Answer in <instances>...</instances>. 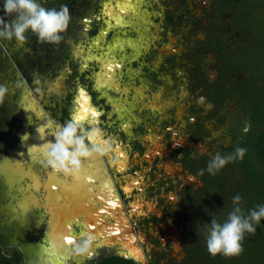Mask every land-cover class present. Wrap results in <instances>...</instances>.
Listing matches in <instances>:
<instances>
[{
    "label": "flooded vegetation",
    "instance_id": "obj_1",
    "mask_svg": "<svg viewBox=\"0 0 264 264\" xmlns=\"http://www.w3.org/2000/svg\"><path fill=\"white\" fill-rule=\"evenodd\" d=\"M106 1L108 2L107 9L112 8L114 12L112 16L106 14L107 18L111 20L110 24H112L116 22L115 17L120 16L123 20L129 17L125 13L120 14L121 7L125 5L132 6L135 0H41V3L46 8L56 9L67 5L71 19L74 14L85 15L88 10L98 12L100 9H105L104 3ZM210 1L212 11L207 14L205 21L200 23L205 38L197 40L193 45V49H190V47L188 49L191 66L187 69V90L192 95H197L200 91L202 92V96L206 98L213 108L209 118L218 116L220 111H222L223 115L218 118V121L232 123L229 133L232 137L231 144L229 146L221 144L218 148V152L222 155H229L234 154L237 147L245 148L250 133L254 128L252 116L246 110V105L249 102L248 94L246 93L249 84L247 60L250 57L249 52L245 51V47L246 43L250 41L249 39L257 24L256 20H258L259 15H252V13L249 15L246 9L235 0ZM175 2L176 8L174 10L167 7L163 11L162 27L165 30L164 34H167L169 31L177 33L178 28L184 21L183 14L177 15L176 10L178 11L182 7L185 8L186 0H175ZM0 9H2V5H0ZM3 15L4 13L0 11V16ZM6 19L9 18L6 17ZM101 32V28L96 25L91 31L86 32L82 38L74 36L76 40L85 42V39H91L92 36H96ZM228 37L231 39L229 42L227 40ZM105 45L108 47V43H105ZM50 46L51 44L39 41L31 32L27 33V41L23 46L18 45L15 40L0 41V86L6 89L9 86L11 91L13 90L15 110L23 108L28 103H34V105L38 103L35 106L36 111L26 114L30 116L33 122L31 127H35L36 131L40 129L39 134L43 136L42 142L39 141L41 144L34 150L35 153H40V156L44 150L43 144H46L48 141L55 142L53 134L59 130V126L66 124L70 120H75L74 114L79 106L77 101L80 93L79 89H82L89 96V101L92 103V96H94L93 87L98 80L100 81V78L104 77L107 71V67L102 69V62H99L93 72L94 77L90 78L91 84L88 86L82 83L81 88L76 85L74 89H70L58 110L57 107L46 103L42 99L39 88L33 84V81L43 79V77L39 76V70H41V73L49 70L50 58L48 49ZM24 47H33L36 55L40 56V61L35 62L31 56L24 58ZM203 56H213L216 60V76L212 79L206 75L202 68L201 60L204 58ZM110 82L107 80L106 83ZM258 85L263 86L262 82H258ZM6 95L5 93L4 99L0 98V264H41L42 255H73L72 251L63 252L65 247L62 246L63 244L59 240H55V228H68L70 232H73V237L69 231L67 234L71 238H74L73 240H77L76 238L82 236L83 233H89L85 225L86 220L80 218L74 221L71 226L68 225V222H64V225L61 226V220H54V217L59 213L58 208L68 204L69 201L64 197L54 207L49 197V191L52 186L50 182L51 176H54L55 180H63V186L65 184L70 185L73 182V176L54 172L47 167L42 171L36 168L35 176L39 180L40 185V188L36 190V194L41 202L40 206L32 208L33 211H31L22 205L20 194L8 207V201L11 200L12 196L9 200H6L3 194L5 191L11 190L10 188L13 187V183H16L18 179L15 175L8 172L6 164H9V170L10 168L13 170L17 168L21 161V149L19 148L22 137L19 136V130L12 129V135L10 134L9 136H13V139L10 138L9 144H5L6 140L3 139V135L6 132L5 128L7 127L5 114L8 104ZM198 98H200L199 95ZM197 100L187 110V112L195 116L196 120V123L190 130V134L192 136L204 137L207 135V131L204 130L201 121L200 114L202 108L199 106ZM80 105L82 106L81 103ZM86 129H90V127ZM123 136L126 135L123 133ZM170 137L169 134L165 135L164 141L172 148L174 145ZM34 142H36V139H34ZM133 147L134 150H137L141 154L145 150L139 139L133 142ZM177 150L181 154V157H178L174 153L171 154L169 160L175 162V165L178 163V166L182 169V173L191 178L193 183H186V186L182 187L180 185L178 188L182 189L179 193L180 206L181 208H188V212L184 213L172 209L169 214V216L172 215L173 222L177 225L178 229L182 228L184 230L181 247L185 258L182 262L170 259L168 260V264H253L244 255L247 247L246 243L252 239L251 234L246 235L243 242L244 252L238 257L228 258L221 255L213 257L208 253L205 243V224L210 222L212 217L223 222L227 218L231 208H233V203L230 204L228 202L232 201L233 196L238 191L241 190L242 192L246 187L247 177L244 174L245 168H243L245 158L234 159L215 175H211L206 171L207 164L212 159L208 155L195 158L192 154V147L181 146ZM251 158L254 163L262 167L263 164L260 157L253 156ZM95 159L97 160L92 161ZM95 162H99L98 164L102 168L101 174L103 173L102 176L105 180L110 182L115 199L119 201L122 208L121 215L128 221V230L121 231L120 236L129 238L130 235H134L138 241V233L141 232L145 235L147 241L149 240L153 245L160 246L162 244L161 238L152 237L149 232L150 225L152 223L159 224V219L153 216L137 219L136 216L133 217L131 215L133 204L144 205L145 203L142 198L136 197L137 190L130 188L133 178L126 177L127 173H121L119 174L121 180L116 182L110 172L111 169L116 170V167H112L111 162L108 165L103 156H94L84 161L82 169L85 167V169L87 168V170L94 172L96 168L92 167L95 166ZM200 169H205L203 175H200ZM91 185L97 188L101 187L102 183L100 180H94ZM128 187L129 190L126 189ZM96 188L94 190L98 194L100 189ZM15 190L19 193L18 189L15 188ZM153 192V188H149L147 190V197L153 195ZM97 196L99 199V194ZM245 203L246 200L242 198V208H245ZM101 205V202L98 201L97 208H100ZM82 216L85 217L83 214ZM29 217L30 219H28ZM34 217L37 218L38 225L33 224L32 219ZM104 223L112 227L117 223V220L115 217L110 216L105 218ZM167 232L165 231L164 235ZM76 233L77 236L75 235ZM136 245H138V242H136ZM167 247L172 249L170 243ZM129 251L130 249L122 241L107 245L102 237H95L92 258L84 259L81 264H162V258L166 257L165 253L153 250V255L151 256L145 252L146 255H143L144 259L142 260L137 258L138 255L129 254ZM50 260L52 259L50 258ZM235 260L236 262H234Z\"/></svg>",
    "mask_w": 264,
    "mask_h": 264
},
{
    "label": "rangeland",
    "instance_id": "obj_2",
    "mask_svg": "<svg viewBox=\"0 0 264 264\" xmlns=\"http://www.w3.org/2000/svg\"><path fill=\"white\" fill-rule=\"evenodd\" d=\"M175 3V0H135L133 8L126 13L129 17L125 20L120 16L115 17L116 22L112 23L113 25L107 18L108 14H114L110 8L107 9V1L104 3L105 9L98 12L88 10L85 15L74 14L62 34L61 41L56 45L51 44L48 49L49 70L42 73L39 70V76L43 79L33 81L34 86L39 88L42 99L59 110L70 89H74L76 85L81 88L82 83L88 86L91 84L90 78L94 77L93 72L99 62H102V69L107 67V77L100 78L93 87L92 103L90 101L85 106L80 105L83 98L86 97L85 100L88 101L90 98L79 89V106L74 117L78 121L77 115H84L81 109L90 106L88 111H85L87 116L78 122L85 129H100L101 135L94 143L102 146L108 141L111 144V150L103 157L108 165L111 162L112 167H116V170L110 171L114 180L119 182V174L127 173L126 177L133 178L130 188L137 190L136 197L145 201L144 205L133 204L131 215L137 219L145 216L159 219V224L150 225L149 232L152 237H160L162 244L153 245L141 232L138 233L137 242L143 255L151 256L153 250L165 253L162 264H168L170 259L182 262L185 258L181 247L184 230L178 229L169 214L172 209L188 212V208L180 206L179 193L182 189L178 188L180 185L184 187L186 183H193L191 178L182 173L178 163L175 165V162L169 160L171 154L175 153L181 157L177 149L184 146L193 148L192 154L195 158L207 155L213 158L221 144L229 146L232 142L229 134L232 123L218 121L223 112L220 111L218 116L209 118L213 108H207L209 103L204 96V102L199 101L198 95L201 97L202 92L192 95L187 90V69L191 66L188 49H193L197 40L205 38L200 23L204 22L207 14L212 11L211 1L186 0V7L176 10L177 15L183 14L184 17L177 33L169 31L164 34L163 11L167 7L174 10ZM96 25L101 28V33L91 39H85V42L76 40L74 35L82 38ZM227 40L229 42L230 37ZM105 43H108V47ZM27 56L33 57L35 62L40 61V56L36 55L33 47H24L23 57ZM203 57L202 68L212 79L216 76V60L213 56ZM108 60H116L113 64L115 70L110 76ZM107 80L111 82L106 83ZM8 88L9 86L6 101L9 104L7 103V115L5 114L7 127L3 139L6 140L5 144H9L10 138L13 139V136H9L13 129L19 130V136L23 140L19 148L21 161L17 168L9 170V164H6L8 172L18 180L13 183L11 190L5 191L3 195L6 200L12 196L8 201L9 207L21 194L22 205L33 211L41 204L36 194L40 185L35 176V169L42 171L45 168L40 153L37 154L34 150L41 144L39 141L42 142L43 136L39 134L40 129L36 131L35 127H31L33 122L26 114L36 111L35 105L29 103L15 110L14 96L11 94L13 90ZM196 100L202 108L200 117L204 130L207 131L204 137L190 134L196 120L187 110ZM92 110H95L94 116L91 114ZM123 133L126 136H123ZM167 134L171 136L170 140L174 145L172 148L164 141ZM136 139H139L145 148L143 154L134 150L133 142ZM62 186L60 185L59 189H62ZM149 188H153L154 192L147 197ZM73 197L74 200L78 199L74 195ZM59 203L60 200L57 201V204ZM72 207L75 212L77 204ZM32 222L38 225L36 217ZM165 231L169 233L164 235ZM70 234L73 237V232ZM75 235L77 236V233ZM81 238L82 236H79L76 239ZM169 243L172 249L167 247ZM66 251H72L71 244ZM58 257L54 264H81L84 260L73 255ZM50 258V255H42L40 263L53 264L49 262Z\"/></svg>",
    "mask_w": 264,
    "mask_h": 264
},
{
    "label": "clouds",
    "instance_id": "obj_3",
    "mask_svg": "<svg viewBox=\"0 0 264 264\" xmlns=\"http://www.w3.org/2000/svg\"><path fill=\"white\" fill-rule=\"evenodd\" d=\"M3 16H0V41H12L23 46L27 41V33L31 32L39 41L56 45L62 39L70 22L67 5L60 9L46 8L41 0H0ZM9 18V19H6ZM7 89L0 86V98ZM201 96L199 101L204 102ZM212 105L207 104V108ZM55 142L43 144L42 163L54 172L79 177L82 163L93 156H104L111 150V144L105 141L98 146L94 141L101 135L98 128L85 129L78 121L70 120L59 126L54 134ZM24 137V136H23ZM23 140V139H22ZM246 149L237 147L234 154L222 155L217 152L208 162L206 171L215 175L234 159H243ZM205 169H200L203 175ZM233 208L227 218L221 222L212 217L205 224V243L208 253L215 257H238L244 251L243 242L247 234H254L257 225L264 219V205H258L244 213L242 197L236 194L232 198ZM95 236L83 233L79 240L69 239L72 254L80 259H91L93 256Z\"/></svg>",
    "mask_w": 264,
    "mask_h": 264
},
{
    "label": "bare ground",
    "instance_id": "obj_4",
    "mask_svg": "<svg viewBox=\"0 0 264 264\" xmlns=\"http://www.w3.org/2000/svg\"><path fill=\"white\" fill-rule=\"evenodd\" d=\"M132 8H133V6H130V5H125V6L121 7V10H120L121 14L122 13H125V14L129 13L130 9H132ZM111 11H113L112 8H111ZM114 63H115V60L114 61L108 60V64H109L108 68H110V72H109L108 76H110V73L115 70V66H113ZM104 77H107V73L104 75ZM60 80H62V79H60ZM11 94H12V92H11ZM82 95H83V93H82ZM85 99H87V98L85 97V98H83L81 100L82 106H85L87 103L89 104V102H90V101L85 100ZM24 101H22V102L24 103ZM89 107L90 106H86L84 108L89 109ZM84 108H82V109H84ZM82 109H81V113L84 114L83 117H86L87 113L85 111H82ZM34 136H36V135H34ZM44 138H46V137H44ZM96 160L97 159L92 160V161H96ZM98 163L95 162V164H94L95 166L92 167V168H96L98 170H94V172H93V171L87 170V168L85 169V167H84V169H81V175L79 177H73V180H72L73 182L71 184L69 183L70 185L65 184V186H63L61 190H59V187H60V185L64 184V182H62L63 180L62 181L61 180L58 181V179L55 180L54 176H51V178H50L51 185L53 183H55L57 185V187H55V188H53L51 186V189L49 191V193H50L49 197L51 199L50 201L53 204V206L55 207L57 205V201H59V200L62 201L63 200V196H65V198H67L68 201H69L68 204L64 205V206H66L65 208H63L64 206H60L58 208L59 213L56 215V217H54V220L55 219L61 220L62 221V222L60 221V225L61 226L64 225L63 224L64 222L65 223L68 222V225L71 226L74 221L79 220L80 218H82V219L86 220L85 221V225L87 226V229H88L90 234H92V235H94L95 237H98V238L102 237L105 240V242L107 243V245L108 244L111 245L112 243L121 242L122 241V242H124L125 246H127L130 249L129 254H132L134 256L138 255L137 258L143 260L144 259L143 254H142L141 250L139 249L138 245H136V242H137L136 237L134 235H132V236L130 235L129 238L120 236L121 231L128 230V228H129L128 221H127L126 218L123 217V215H121L122 208H121V206L119 204V201L117 199H115V194L113 193V189H112V186H111L110 182L105 180V178L102 176V174H103V173L101 174L102 168H101V166ZM97 179H101L100 181L102 183V186L96 188L93 185H91V183H92V181L97 180ZM95 188L96 189H98V188L100 189V191L98 193L99 194V199H98V196H97L98 194L95 193V190H94ZM126 189L129 190V187L126 188ZM73 195L76 196L78 199L74 200ZM73 200H74V202H73ZM98 201H100L101 204H102L100 208H97V202ZM72 204H77V207H76L77 210L74 209V210H76L75 212L72 209L73 208ZM89 209H91V211ZM84 213H86V214H84ZM82 214L85 217H83ZM110 216L115 217L116 220H117V223L115 225H113L112 227H109V226L105 225V223H104L105 222V218L106 217H110ZM68 231H69L68 228H63V227L62 228H58V227H56L55 228V232H54L55 240H59L61 242V244H63L62 246L65 247V249H63V252L66 251V249H68V245H69L68 240L69 239H72V240L74 239V238H71L69 236V234H67ZM50 256H51V259H52L51 260L52 262L49 261L50 263H53L54 260L57 261L59 259L58 256H56V255H50ZM57 264H59V262Z\"/></svg>",
    "mask_w": 264,
    "mask_h": 264
},
{
    "label": "trees",
    "instance_id": "obj_5",
    "mask_svg": "<svg viewBox=\"0 0 264 264\" xmlns=\"http://www.w3.org/2000/svg\"><path fill=\"white\" fill-rule=\"evenodd\" d=\"M235 1H238L249 15L251 13L259 15L250 41L246 43L245 47V51L249 52L250 57L247 60L249 84L246 93L249 102L246 105V110L252 116L254 128L245 146L243 168H245L244 174L247 177L246 187L242 192L238 191L237 194L246 200L245 208L242 209L247 214L250 209L264 205V0ZM258 82H262L263 86L258 85ZM253 156L262 159V167L253 162L251 158ZM228 203L233 202L229 201ZM251 236L252 239L246 243L244 255L253 264H264V219L257 225V231Z\"/></svg>",
    "mask_w": 264,
    "mask_h": 264
},
{
    "label": "snow or ice",
    "instance_id": "obj_6",
    "mask_svg": "<svg viewBox=\"0 0 264 264\" xmlns=\"http://www.w3.org/2000/svg\"><path fill=\"white\" fill-rule=\"evenodd\" d=\"M82 111H88V109L87 108H84V109H82ZM91 114L94 116L96 114L95 113V110H92V113ZM76 119L79 121V120H83L84 117L82 115H79L78 114L77 117H76ZM52 187L55 188V187H57V185L55 183H53L52 184Z\"/></svg>",
    "mask_w": 264,
    "mask_h": 264
}]
</instances>
